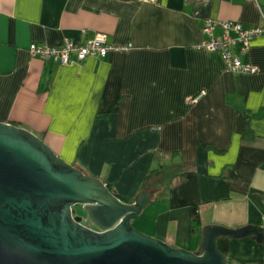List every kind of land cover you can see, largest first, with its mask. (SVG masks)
Returning <instances> with one entry per match:
<instances>
[{
    "label": "crops",
    "instance_id": "obj_1",
    "mask_svg": "<svg viewBox=\"0 0 264 264\" xmlns=\"http://www.w3.org/2000/svg\"><path fill=\"white\" fill-rule=\"evenodd\" d=\"M263 14L264 0H0V121L43 133L123 199L152 189L139 228L175 247L198 250L209 224L264 226V34L234 47L255 71L203 45L206 19L257 27ZM99 33L126 49L67 65L29 51ZM219 247L264 264L253 237Z\"/></svg>",
    "mask_w": 264,
    "mask_h": 264
},
{
    "label": "water",
    "instance_id": "obj_2",
    "mask_svg": "<svg viewBox=\"0 0 264 264\" xmlns=\"http://www.w3.org/2000/svg\"><path fill=\"white\" fill-rule=\"evenodd\" d=\"M153 196L144 188L128 202L35 132L0 121V264H235L221 238L264 242L263 225L209 224L198 250L175 247L134 225Z\"/></svg>",
    "mask_w": 264,
    "mask_h": 264
},
{
    "label": "built area",
    "instance_id": "obj_3",
    "mask_svg": "<svg viewBox=\"0 0 264 264\" xmlns=\"http://www.w3.org/2000/svg\"><path fill=\"white\" fill-rule=\"evenodd\" d=\"M204 29L210 38L204 41L203 45L210 49L220 51L229 71L256 70L254 66L243 62L240 55L235 53L234 47L238 43H243L245 46L244 50H248L253 40L257 36L264 34V25L246 27L239 21L209 18L205 20ZM121 49H126V47L109 45L107 43V36L99 33L95 38L85 43H77L71 39H67L60 46H44L34 43L31 45L29 51L34 57L46 61L55 59L57 62L67 65L73 60L82 62L92 56L106 57L110 51ZM205 93L206 90H202L195 100H200Z\"/></svg>",
    "mask_w": 264,
    "mask_h": 264
},
{
    "label": "rangeland",
    "instance_id": "obj_4",
    "mask_svg": "<svg viewBox=\"0 0 264 264\" xmlns=\"http://www.w3.org/2000/svg\"><path fill=\"white\" fill-rule=\"evenodd\" d=\"M62 64V63H61ZM17 125H19V124H17ZM24 127V126H23ZM37 134V133H36ZM38 135L39 136H41V137H43V133H40V132H38ZM72 151V150H71ZM76 156V155H75ZM79 158V157H78ZM77 160L78 159H76V162H77ZM79 162L75 165L74 163V165L76 166V167H79V168H82L87 174H89V175H91V176H94L93 175V173H91V171H90V169H84L83 167H81L80 166V164H81V161L80 160H78ZM75 162V161H74ZM71 163V162H70ZM80 163V164H79ZM81 165H83V164H81ZM84 166V165H83ZM124 200H126V201H128V202H130V201H132V200H130V199H124ZM77 208V207H76ZM79 212L80 213H84L85 214V210H84V208L83 209H79ZM143 219H145V212L143 213V215L142 216H140L138 219H136L135 221H134V225L138 228V229H140L139 228V223L141 222V220H143ZM141 230V229H140ZM142 231H144V230H142ZM145 232V231H144ZM147 233V232H146ZM151 235V234H150Z\"/></svg>",
    "mask_w": 264,
    "mask_h": 264
},
{
    "label": "trees",
    "instance_id": "obj_5",
    "mask_svg": "<svg viewBox=\"0 0 264 264\" xmlns=\"http://www.w3.org/2000/svg\"><path fill=\"white\" fill-rule=\"evenodd\" d=\"M247 124H248V125H247V128H246L245 136H249V135L252 134V130H251L250 126H249V122H248ZM193 208H194V209H193L194 221H195V223H196V225H197V224H200V223H201L200 213H199V211L197 210V207H193Z\"/></svg>",
    "mask_w": 264,
    "mask_h": 264
},
{
    "label": "flooded vegetation",
    "instance_id": "obj_6",
    "mask_svg": "<svg viewBox=\"0 0 264 264\" xmlns=\"http://www.w3.org/2000/svg\"><path fill=\"white\" fill-rule=\"evenodd\" d=\"M43 139H44V138H43ZM80 208L83 209V206H79V207H77V214H78V215H82V216L85 217L83 223L86 224V225H88V226H91L92 228H95V229H96V227L93 226V225L91 224V222L89 221V219L87 218L88 214L86 213V211H85V214L79 212V209H80Z\"/></svg>",
    "mask_w": 264,
    "mask_h": 264
}]
</instances>
